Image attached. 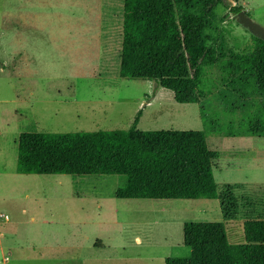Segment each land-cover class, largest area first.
Masks as SVG:
<instances>
[{"label": "rangeland", "instance_id": "obj_1", "mask_svg": "<svg viewBox=\"0 0 264 264\" xmlns=\"http://www.w3.org/2000/svg\"><path fill=\"white\" fill-rule=\"evenodd\" d=\"M13 1L0 0V264H164L189 256L183 222H221L227 242L242 243V222L264 220V136L209 130L264 102L233 90L249 66L229 57L251 39L228 11L240 5L264 28V0L212 7L200 43L212 52L204 66L187 58L204 94L187 104L153 80L118 75L122 0ZM15 10L27 27L12 23ZM135 117L139 131L203 133L218 155L215 199L116 198V175L14 172L22 132L126 130Z\"/></svg>", "mask_w": 264, "mask_h": 264}, {"label": "trees", "instance_id": "obj_2", "mask_svg": "<svg viewBox=\"0 0 264 264\" xmlns=\"http://www.w3.org/2000/svg\"><path fill=\"white\" fill-rule=\"evenodd\" d=\"M220 3L122 0L118 75L153 80L169 91L176 103L196 102L204 91L190 72L187 58L194 54L198 64L205 65L213 46L200 47L203 29L212 7ZM241 9L228 6L234 14ZM249 37L248 51L229 57L244 59L249 66L233 83L239 98L248 100L264 95V41ZM135 124L136 117L126 130L22 132L17 138L14 172L73 178L116 175L121 179L113 192L116 198H216L212 166L218 155L207 148L202 132L139 131ZM209 131L264 136V102L224 129L216 126ZM242 236V243L230 244L221 222H183L182 244L189 249V256L165 258L164 264H264V220H244Z\"/></svg>", "mask_w": 264, "mask_h": 264}, {"label": "water", "instance_id": "obj_3", "mask_svg": "<svg viewBox=\"0 0 264 264\" xmlns=\"http://www.w3.org/2000/svg\"><path fill=\"white\" fill-rule=\"evenodd\" d=\"M234 5L237 6V4ZM231 18L250 35L264 41V28L250 20L242 9L235 14L231 13Z\"/></svg>", "mask_w": 264, "mask_h": 264}, {"label": "crops", "instance_id": "obj_4", "mask_svg": "<svg viewBox=\"0 0 264 264\" xmlns=\"http://www.w3.org/2000/svg\"><path fill=\"white\" fill-rule=\"evenodd\" d=\"M14 1H17V0H14ZM13 1V2H14ZM240 6V5H239ZM13 11V10H12ZM15 13H17V17H16V14ZM13 15H12V23L13 24H17V26H18V28H19V26H25V27H27L28 25H29V23H26V21H24V22H22V24L20 23V18L23 20V18L27 15V14H23V15H18V14H20L18 11H14L13 13H12ZM18 19V22L16 23L14 20L15 19ZM18 56H20V54H18ZM30 220H32V218H30ZM137 241V240H136Z\"/></svg>", "mask_w": 264, "mask_h": 264}, {"label": "built area", "instance_id": "obj_5", "mask_svg": "<svg viewBox=\"0 0 264 264\" xmlns=\"http://www.w3.org/2000/svg\"><path fill=\"white\" fill-rule=\"evenodd\" d=\"M3 218H5V216H3Z\"/></svg>", "mask_w": 264, "mask_h": 264}]
</instances>
